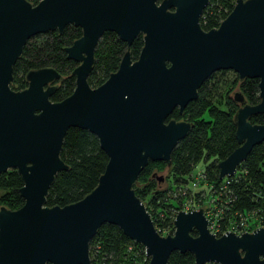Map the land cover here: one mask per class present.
I'll return each instance as SVG.
<instances>
[{
  "label": "water",
  "instance_id": "water-1",
  "mask_svg": "<svg viewBox=\"0 0 264 264\" xmlns=\"http://www.w3.org/2000/svg\"><path fill=\"white\" fill-rule=\"evenodd\" d=\"M208 0H0V173L13 169L22 185L16 209L0 206V264H90L88 242L104 223L141 245L147 264H167L172 251L189 252L194 264H264V226L250 232L207 230L202 210H178L171 234L161 236L132 186L148 161L169 166L170 153L191 128L179 114L212 73L232 71L257 79L258 101L235 91L237 147L217 162V176H231L250 149L264 140V0H234L217 27L203 30L199 17ZM67 25L80 36L63 47L76 66L71 93L52 102L62 78L54 68L28 70L26 86L10 88L12 66L26 40ZM126 44L116 69L96 87L87 84L101 35ZM141 36L132 60L128 46ZM84 129L106 156L94 188L62 206L45 205L58 171L66 130ZM158 183L162 176L152 173ZM195 232V235L191 234Z\"/></svg>",
  "mask_w": 264,
  "mask_h": 264
},
{
  "label": "trees",
  "instance_id": "trees-1",
  "mask_svg": "<svg viewBox=\"0 0 264 264\" xmlns=\"http://www.w3.org/2000/svg\"><path fill=\"white\" fill-rule=\"evenodd\" d=\"M35 4L38 0H26ZM234 0H208L199 17L203 30L217 27L219 22L232 8ZM80 36V29L67 25L62 32L48 31L36 34L26 40L20 56L12 66L10 88L20 90L26 86L24 75L28 70L44 67L54 68L61 76H67L76 66L72 60L65 58L64 49ZM142 45L141 36L135 37L128 46L130 58H137ZM126 44L113 32H104L93 51L94 61L87 76V84L96 87L108 74L114 71L126 50ZM229 71V70H228ZM217 72L212 73L197 89V97L188 102L179 114L173 109L168 119L186 120L191 123L187 135L179 140L170 153V164L167 166L170 182L162 189L152 177L166 167L162 161H148L139 172L132 189L142 201L150 214L154 227L159 232L170 234L174 213L178 210L180 200L172 198L168 191L183 183V177L201 162L206 182L217 184V162L225 158L237 147L234 138L233 114L238 105L231 99L227 107L218 108L214 104L218 82L213 81ZM238 90L247 104L258 101L257 79L239 80ZM74 87V77L62 78L55 91L50 95L52 102L68 96ZM252 124H263L264 114L250 116ZM59 157L68 166L58 171L47 190L45 205L62 206L81 199L96 185L97 178L103 171L106 156L98 146L97 139L84 129L70 127L66 130L59 150ZM159 165V166H156ZM236 180L228 185L234 200L227 206L226 215L237 217L247 213H260L264 210V140L254 145L236 168ZM22 185L20 176L13 169L0 173V206L16 209L22 204L18 188ZM195 235L194 231H191ZM131 248V250L129 249ZM142 251V246L128 240L115 225L104 223L88 242L90 264H131L134 249ZM128 258V259H127ZM167 264H194L189 252L172 251ZM216 264V263H205Z\"/></svg>",
  "mask_w": 264,
  "mask_h": 264
},
{
  "label": "built area",
  "instance_id": "built-area-1",
  "mask_svg": "<svg viewBox=\"0 0 264 264\" xmlns=\"http://www.w3.org/2000/svg\"><path fill=\"white\" fill-rule=\"evenodd\" d=\"M236 177L235 170L231 176H224L219 179L216 185L210 184L206 182L203 167L199 169H195L194 167L183 177V183L168 191V194L172 198L180 200L178 210L181 207H185L187 210L188 201H192V199L201 202V210L207 220V230L214 236H220L226 231L238 235L242 232L252 230L255 227L263 226L264 210L260 213H247L244 216L238 215L237 217L226 215L227 206H229L235 198L232 194V190L228 189V185L233 178L236 180ZM178 210H176V212ZM129 249L131 250L130 247Z\"/></svg>",
  "mask_w": 264,
  "mask_h": 264
},
{
  "label": "rangeland",
  "instance_id": "rangeland-1",
  "mask_svg": "<svg viewBox=\"0 0 264 264\" xmlns=\"http://www.w3.org/2000/svg\"><path fill=\"white\" fill-rule=\"evenodd\" d=\"M213 81L218 82L217 89H216V97L214 98L213 102L218 108H225V107H227L228 98L231 99L233 93L238 90V84L239 83L235 80V73L232 71H225L224 73L217 72L216 75L214 76ZM156 166H159V165H156ZM200 167H201V162H199L197 164L195 169H199ZM156 175L162 176L163 180L159 184H160V188L164 189L167 186V183L170 182L169 181L170 177L168 175L167 166L160 169L156 173ZM0 193H1V191H0ZM188 202H189V204L187 205V207H188L187 210L185 209V207H181L179 210L186 212L189 210H195V209H199V208L201 209V202H197L195 199H192V201H188ZM258 227H261V226H258ZM258 227H255V228H258ZM255 228H253V229H255ZM155 230L161 236L167 235V234H165L166 231L165 232H159L156 228H155ZM250 231L251 230L245 231V232H250ZM131 254L133 255V259L131 261V264H147L148 263V259L144 255V249L143 248H142V251L135 248L134 251L131 252Z\"/></svg>",
  "mask_w": 264,
  "mask_h": 264
},
{
  "label": "flooded vegetation",
  "instance_id": "flooded-vegetation-1",
  "mask_svg": "<svg viewBox=\"0 0 264 264\" xmlns=\"http://www.w3.org/2000/svg\"><path fill=\"white\" fill-rule=\"evenodd\" d=\"M25 80V79H24ZM26 82V81H25ZM52 84H57L58 85V83L57 82H53ZM50 97V96H49ZM186 121V120H185Z\"/></svg>",
  "mask_w": 264,
  "mask_h": 264
}]
</instances>
